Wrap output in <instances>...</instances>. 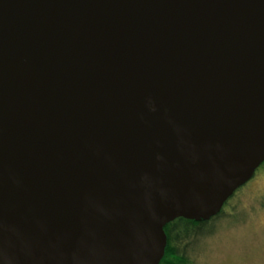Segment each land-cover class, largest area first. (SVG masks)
<instances>
[{"label":"water","instance_id":"water-1","mask_svg":"<svg viewBox=\"0 0 264 264\" xmlns=\"http://www.w3.org/2000/svg\"><path fill=\"white\" fill-rule=\"evenodd\" d=\"M264 164V0H0V264H160Z\"/></svg>","mask_w":264,"mask_h":264},{"label":"rangeland","instance_id":"rangeland-1","mask_svg":"<svg viewBox=\"0 0 264 264\" xmlns=\"http://www.w3.org/2000/svg\"><path fill=\"white\" fill-rule=\"evenodd\" d=\"M226 211L197 247L195 264H264V164Z\"/></svg>","mask_w":264,"mask_h":264},{"label":"trees","instance_id":"trees-1","mask_svg":"<svg viewBox=\"0 0 264 264\" xmlns=\"http://www.w3.org/2000/svg\"><path fill=\"white\" fill-rule=\"evenodd\" d=\"M226 208L209 221L179 218L166 225L167 247L160 264H195L194 256L197 253H194L197 247L201 248L200 243L214 234L217 222L227 213Z\"/></svg>","mask_w":264,"mask_h":264},{"label":"flooded vegetation","instance_id":"flooded-vegetation-1","mask_svg":"<svg viewBox=\"0 0 264 264\" xmlns=\"http://www.w3.org/2000/svg\"><path fill=\"white\" fill-rule=\"evenodd\" d=\"M262 165H263V164H262ZM260 167H261V166H260ZM256 172H257V171H256ZM255 174H256V173H255ZM254 177H255V175H254ZM254 177H253V178H254ZM253 178H252L251 180H253ZM251 180H250V181H251ZM250 181H249V182H250ZM249 182H248V183H249ZM248 183H247V184H248ZM247 184H246V185H247ZM246 185H244V186H246ZM244 186H243V187H244ZM243 187H242V188H243ZM236 192H237V191H236ZM235 195H236V194H234V195H233V196H232V197H231V198L225 203L223 209H224L225 207H227L226 205L231 201V199H232ZM223 209H222V210H223Z\"/></svg>","mask_w":264,"mask_h":264}]
</instances>
